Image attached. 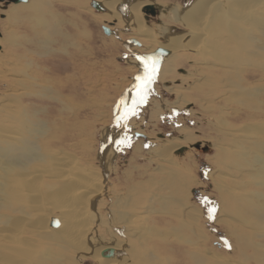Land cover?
<instances>
[{
    "label": "rangeland",
    "instance_id": "374dc122",
    "mask_svg": "<svg viewBox=\"0 0 264 264\" xmlns=\"http://www.w3.org/2000/svg\"><path fill=\"white\" fill-rule=\"evenodd\" d=\"M161 1L159 2L165 9L162 15L168 13L172 18L173 7L186 6L192 0ZM20 2H16L18 5L15 6L12 2L0 1V145L5 146L9 138L19 145L26 140L42 149L45 155L50 152L57 153L59 150L66 157L71 156L72 161H75L74 164L100 171L104 186L95 195L93 208L90 205L86 213L91 229L85 235L84 244L92 243L91 246H99L105 241H117L115 243H118L120 248L115 252L118 253L119 258L124 259L122 264H233V262L257 264L254 256H257L258 252L261 253L259 263L263 264L264 234L258 236L255 230L245 226V231L242 229L241 232L250 235L246 236L245 247L239 244L233 247L229 231L235 228L232 226L233 222L240 224V221H236L238 218H234L236 215L231 218L226 216L225 207L220 210L221 198L216 186L213 185V177L208 174L212 170L215 176L217 174L220 176L221 170L229 172L225 183L230 194H235L240 200H237L238 204L243 203L241 199L244 195L241 193L244 186L238 180L244 178L245 181L248 180L244 188L246 192L252 190L254 194L255 190L260 193L264 191V185L258 183L261 182L260 176L257 178H251L248 174L237 176L239 170L248 173L249 167L246 170L237 168V165L231 162L233 158L227 156L219 162L215 155L218 149H223L234 156L245 152L244 159L256 161L262 156L263 160L264 151L258 145L262 143L261 139H264V70L254 62L241 66L238 74L244 77L245 82L242 83L247 89H241L236 96L234 95L232 101L229 97L220 98V87L218 88L220 83L211 84L214 78L205 84L198 80L193 82L195 76L202 75L194 72L192 76L189 75L188 72L193 66L192 60L185 59L182 62L174 60L172 67L168 68L169 71L163 70L160 73L162 62L165 60V57H162L164 59H160L157 63L155 79L146 92L145 102L137 106L135 115H129L125 120L126 127L122 129V139L127 137L128 143L120 145L119 148L117 146L105 166V162H101L102 159L98 155L100 138L105 134L102 132L113 123L114 107L122 103L123 91L132 83L136 84L134 78L139 69L136 54L138 52L147 54L149 49L142 47L141 40L131 34V22L123 26L121 24L116 26L114 23L105 24L107 21L98 15L102 14L103 10L90 5V0L87 3L83 0V6L71 0H42L41 4L45 6L44 10L37 13L41 17L39 19L33 10L22 9ZM46 6H49V9L46 10ZM153 8L155 11L153 14L145 11L143 13L148 24L159 28L163 21L169 26H175L177 31L184 30L180 24H173V21L169 23L165 16V18L161 17L159 8ZM11 36L16 38L13 39L15 41ZM160 52L162 51H158ZM234 52H237L238 59L247 54L242 48H236ZM160 56L164 55L161 53ZM178 62L180 65L176 66ZM246 72H253V77L243 76ZM260 76H263V79L257 81ZM193 83L196 85L193 86ZM255 84L256 88H254ZM176 87L180 89L179 94L173 90ZM177 96L188 98V101L174 104L173 101ZM128 97L133 98V94ZM128 102L131 103V99ZM217 105H222L223 109L226 108L225 105L228 106L226 108L228 114H224L228 125L239 126L243 124L242 122H250L254 125L262 123L261 133L255 130L249 131L248 135L247 132L240 134L230 131L221 134L216 129L218 111H220ZM251 107L260 110V113H251L250 110L253 109ZM30 123H36L34 127L41 131L34 130L33 126L30 127ZM184 134L188 136L184 137ZM163 139L180 142L181 146L178 149L200 140H207L210 145L200 142L198 148L188 146L181 152L176 149L171 156L174 157L175 163L170 164L152 158L149 154L150 147L162 143ZM203 147L207 148L203 149ZM258 162L252 165V169L259 166L261 162ZM43 164L39 161L38 167L42 170ZM37 176L38 178L41 176L40 179L37 178V184L40 183L42 189L40 192L44 196L55 197L58 190L56 187L60 189L62 185L48 189L46 182L52 181L50 176L43 174V171ZM179 177H182L181 180ZM3 179L7 181L6 177ZM181 181L186 182L181 204L169 203L168 207H164L166 209L161 210L159 200L164 195L169 196V193L177 196ZM253 182H257L256 185ZM168 185L171 187L167 188ZM64 195L65 193L61 197L67 198ZM184 195L186 196L183 197ZM116 199V203H126L117 208V211L119 210L117 215L111 210L112 203ZM257 199L264 201L262 197ZM19 204L22 207L25 205L18 203V206ZM25 207V210L29 209L28 206ZM210 207L216 209L212 219L208 217ZM5 210L0 209V214L9 209ZM15 211L16 209L10 210V213L14 214ZM0 218H3L2 215ZM27 229L24 230L27 233L23 232L22 236L30 245L25 243L19 246L15 241H9L10 249L7 248V251L5 248L8 246L2 247L0 240L2 247L0 264L23 262V264H99L88 253L71 248L69 241L67 244L65 242L64 247L50 243L49 240L45 243L46 238L43 240L41 237H36L37 234L33 231L28 232ZM75 231L76 227L68 232V236L75 235ZM234 238L238 239L236 235ZM225 241L229 247L225 246ZM251 241L260 243L258 247L256 246L257 251L251 246ZM35 246H40V251L36 252ZM18 248L20 249L17 250ZM33 249L35 251L32 252ZM253 252H256L254 256H252ZM196 257L197 259L200 257L201 261L194 263ZM108 260L110 261L111 257ZM117 262L115 264H118Z\"/></svg>",
    "mask_w": 264,
    "mask_h": 264
},
{
    "label": "bare ground",
    "instance_id": "6f19581e",
    "mask_svg": "<svg viewBox=\"0 0 264 264\" xmlns=\"http://www.w3.org/2000/svg\"><path fill=\"white\" fill-rule=\"evenodd\" d=\"M71 1L76 4L80 3L82 4V6L84 4L82 2L83 0H71ZM84 1L85 3H87L89 0H84ZM98 1H100L104 7L103 11H101L102 14H98V15L101 16V18H104L103 20H106L107 22H109V23L106 22L105 24L111 25V23H114L116 24V26H119L120 24L123 26V24L131 22L130 23L131 25L129 24L131 34L141 40L143 44L142 47L152 50L151 52L148 50L146 52L147 54L145 55V57H148V56L153 57L156 63H158L160 59L163 60L164 58L162 59V57H165V60H163L164 62L160 61V63L161 62L163 63V65L161 63L163 67L160 70V73L163 70L169 71L168 68L172 67L174 60H177V61L180 60L181 62L184 61L185 59L192 60L193 66H192V69L188 72L189 75L192 76L193 75L192 72L201 73L202 75V76H198V75L195 76L196 78L193 79V82H196V80H198V81H202L205 84L210 79L212 78L215 79V77H218V79H215V80L213 79L211 84L213 83L217 84L218 82L220 83V85H218V88L220 87L219 88L220 98L221 96L223 97V99L229 97V99L233 101L234 95L236 96L237 93L241 89L242 90L247 89V87L243 86V83H242V82H245L244 77L238 74L240 72L238 69L241 66L249 65L251 62H254L255 64H257L260 68L264 70V58H263V54H264V0H192L186 6H183L180 8L173 7L171 10L173 12V15H172V18L174 17L173 19L168 15V13L166 15L164 14L162 15V11L165 9L163 8V5L161 6L159 2L161 0H155V1L153 0H98ZM11 2L15 6L18 5L16 2H13V1ZM41 3H42V0H26V2L25 1L20 2L19 5L21 6L22 9L23 8L31 9L37 14V13H40V11L45 6V5L43 6ZM145 5H151L152 7H156L157 9L159 8L160 9L159 15L161 17L165 16L167 18L166 20H168L169 23L173 21V24H180L182 28H184V30L179 28L180 30L177 31L176 30L177 28L175 26L173 27L169 26L167 22H163V21H161L162 25L160 23L161 26L159 28H156L155 25L152 26L151 24H148V22L145 21L146 16L143 14L145 13L143 10V7ZM46 7H45L46 10L49 9L48 8L49 6L47 8ZM9 13L11 16L10 9H9ZM26 13L27 12H25V14ZM7 16L9 17V14H7ZM37 18L39 19L41 17L38 16L37 14ZM172 28L173 30L171 31ZM13 39H16V38L13 37L12 40ZM236 48H240V49L242 48L243 50L246 51L247 54L244 55L243 58H240V59L236 58L237 52H234ZM158 51H162V52L158 53ZM161 53L164 56H160ZM136 55H137L136 57H138V54ZM18 56H20V54ZM16 63H14V65ZM179 63L180 62H178L175 65L178 66L180 65ZM16 66H13V68ZM22 66L24 67L25 65H22ZM137 66L139 68L137 75L143 74V68L141 66L140 61ZM243 74H245L243 76L251 75L252 77L254 75L253 72L252 73L246 72ZM262 77L260 76L257 81H261L263 79ZM23 78H25V75ZM135 82H136V79H135ZM192 85L194 86L196 84L193 83ZM248 87L250 88L249 85ZM254 88H256V84ZM173 90L174 91L176 90V93L179 94V90H180L179 87L173 88ZM217 92L218 90L216 91V93ZM123 94H124L123 98L121 96L122 103L121 105L119 104L121 110H123L125 107H128L132 104V103L130 104V102L128 101L129 99H131V102H133V98L132 97L127 98V96H130L133 94V97H134L135 95L134 84L132 83L131 85H129V87L127 86V88L123 91ZM210 94L208 93V95ZM206 97H207V94H206ZM203 98L204 96L202 97V99ZM186 101H188V98L184 99L183 96L181 98L180 96H177V98H175L173 103L183 104ZM226 102L228 104L230 103L228 100ZM225 107L228 108V106L226 105ZM226 108L223 109L222 105H217V109L220 111L216 110L219 112L218 113L219 117L215 116L218 118L216 129L219 130L221 134H224L226 131L228 132L230 131L233 133L236 132L240 134L247 132V135H248L249 131L253 132L255 130H258L256 132L261 133L262 123H257L256 125H254L252 123L250 124V122H246V123L242 122L243 124L241 125L237 124L239 126L228 125L226 122L227 117L224 116V114L226 115L228 114L227 113L228 109ZM250 111L253 114H256L258 112L260 113V110L259 111L254 110V108ZM36 125H37L36 123H32L30 127L33 126L32 128L34 130H40L34 127ZM114 131L115 130H110L109 127L108 128L106 127V130L104 129L102 132V133L105 132V134L102 135L103 144L101 146L103 147V150L100 153L98 152V155H100L102 159L101 162H105V166L106 164H108L107 161H109L108 160L109 156L113 154V142L116 140V134ZM184 135H185L184 137L188 136V134H184ZM102 138H100V140ZM261 140H262L261 141L262 143L258 146L262 151H264V139H261ZM6 141L7 142H5L6 143L5 146L3 144L0 145V170H1L0 172V197H1L0 209H2L3 211L4 209L6 210L9 209L8 211L5 210L6 212L0 214L3 217V218H0V221L2 223V225L0 223V240L2 241V247H4L5 245V246H8L5 249L7 248L10 249V246L8 245L9 241L10 242L15 241L16 244L17 243L19 244V246L20 244L27 243L28 241L24 236H22V233L26 231V228H28L29 229V230L27 229L28 232L31 231L32 233L33 231L34 234L38 235V236L36 235V237H41L43 238V240H45L46 238L47 240L44 241L45 243L50 241V243H53V244L57 243L64 247L69 241L68 243L71 248L73 247L75 251L81 250L83 253H88L99 264H115L116 261H118L117 262L118 264H122V262H124L123 261L124 259L119 258L118 253L115 252L116 250L120 248L118 247L120 245L118 243H115L117 241L115 242H113L114 240L110 241L112 242V244L106 241L104 244L103 243L101 244L99 242L100 243L99 246L98 245L91 246L92 243L90 245L89 243L84 244L85 235L89 233L91 229V223L88 220V216H87L88 214L86 215V213L89 209V206L92 205V200H93L92 198L95 197V195H97V193L101 189H103L102 187L104 186L103 176L100 173V171L95 170V168L91 169L85 165L82 166V165L74 164L75 161L74 160L72 161L71 156L66 157L63 154V152L59 150L57 151V153L50 152L45 155L42 149H40L39 147H37L31 142L29 143L26 140L22 141L20 145L16 141L15 142L11 141L10 138L9 140H6ZM205 141L207 140L201 141V143H204ZM190 144L191 143L183 147H186V148L188 146L190 147ZM154 146L155 147L151 146L150 147L151 150L149 151V154L152 158L173 164L175 163V159L174 157L171 158V156L173 155L175 150L181 146V143L163 139L162 143L160 142ZM241 148L245 149L244 147H241ZM215 155H216V159L219 162L223 161L224 156H227V157L233 158L231 162L235 166L237 165V168L241 167L242 169L244 168L246 170V168L249 167L248 173L243 172L244 170L238 169L239 173L238 175L237 174L236 175L242 176L244 174L246 175L248 174L249 177L251 178H257L260 176L261 178L259 179L261 182H258V181L257 182L259 184L261 183L264 185V158L262 160L261 158L262 156H260V158H257L256 161L249 160V159H244L245 152H240L236 156H234L232 155V153L224 151L223 149H218ZM44 156L45 157L48 156V157L45 158ZM39 161H42L44 163L42 165L44 166L42 167L43 170L40 167H38L40 166ZM258 161L261 163H259ZM255 162H258L259 166L258 167L256 166L254 169H252L253 168L252 165L255 164ZM251 169L252 171L250 172ZM42 171H43V174L45 173L47 174V176H50L51 178L50 180H52V181H48L47 179L48 182H46V184L48 185L47 187L48 189L54 186H57L59 184L60 186L62 185L60 189L59 187H56L58 188V190H56V193H57L55 195L56 198L44 196V194L40 192L42 189L39 186L40 183L37 184V180L40 179L42 175L39 178L37 175L40 174ZM213 172L214 170H212L208 175L211 178L213 177L214 179L213 185L216 186L215 188H217L219 197L221 198L220 199V210H222L225 207L226 216H230L231 218V216L236 215L234 216V218L236 219V217H238L236 221L237 222L240 221V224L233 222L232 226H234L235 228L229 231L230 233L229 235L232 237V240H233V244H234L233 247H236L238 244L239 246L246 245L245 243L247 240L246 236H250V235H248L249 233L245 235L244 232H241L242 229L245 231V226L247 228H251V230L253 231L255 230L258 236L261 234H264V233H260L261 231L264 232L263 231L264 230V201L262 202L257 199L258 197L264 198V191L263 192L261 191L262 193H260L259 191L255 190L254 194H252L251 192L252 190L246 192L244 188L246 187L247 185L246 182H248V180L245 181V178L243 177L244 180L241 179L238 181L244 186L242 187L241 185V187L243 188L242 191L246 193L241 192L242 194H244V195L240 194L242 195L241 200L243 201V203L240 202L238 204L237 200L239 199H237V196H235V194H232V195L230 194V191H228L226 183H225V178L229 172H225V170H221V172L219 171L220 176L218 174L217 176H215ZM2 176L3 178L6 177L7 181H4ZM181 178L179 180H181ZM257 182L255 183L253 182V183L256 185ZM185 183H186L185 181H181L180 187L179 189H177L178 190L177 196L174 195L173 193L172 194L169 193V196L162 195L163 197L159 200L160 202L159 205L161 207V210L166 209L164 207L166 206L168 207L169 203L174 202L176 204H179V203L181 204V198H182L183 192L185 191V186H186ZM169 187H171V185L167 186V188ZM63 193H65L67 198L63 199L61 197ZM255 195L257 196V198H255ZM185 196L186 195H184L183 197ZM71 201L73 203H71ZM116 202H117V199L112 203L113 207H111V210H113V213H115V215L119 214V210L117 211V208L120 206H124V204H126L125 202L124 204L123 203L119 204ZM18 203H23L22 205L24 204L25 205L24 207H22L20 204H19L20 206H18ZM71 204H74V205H71ZM25 206H28L27 209L28 208L29 209L25 210L26 208ZM14 209H16L14 214L10 213V210H14ZM49 210H54V211H49ZM171 212L174 213L173 211ZM126 216H129V215H126ZM52 217H56L59 220L58 226H53L50 224V219ZM116 220H117V216H116ZM74 227H76V231L74 232L75 235L72 234L71 236H68V232L71 230L73 231ZM26 233L27 232H25V234ZM28 235H25V236L28 237ZM234 235H236L238 239H235ZM31 241L33 240L31 239ZM15 242H14V246L16 245ZM247 244H249V242ZM258 244L260 243L252 242L251 244L253 249L255 248V251H257L256 246ZM28 245H30V243ZM40 246L39 247L35 246L36 252L40 251L41 249ZM107 247L111 248L112 253L108 256H104L101 254V251L102 249L107 248ZM20 248H18L17 250H19ZM35 250L33 249L32 252ZM262 251H264V249ZM240 253H242L241 250H240ZM255 253L253 252L252 256H254ZM260 254L261 253L258 252L257 256H254L257 259V262H256L257 264L261 263V262L259 263V260H261L259 257ZM110 257H111V260L109 261L108 258ZM14 259H16V257ZM14 259L12 260V262L14 261ZM6 261L9 262L8 260ZM196 261L197 262L201 261L200 257H198V259L197 257L194 258V263ZM17 262H18V259H17ZM233 264H239V263L233 262Z\"/></svg>",
    "mask_w": 264,
    "mask_h": 264
},
{
    "label": "snow or ice",
    "instance_id": "6c2138e0",
    "mask_svg": "<svg viewBox=\"0 0 264 264\" xmlns=\"http://www.w3.org/2000/svg\"><path fill=\"white\" fill-rule=\"evenodd\" d=\"M140 61L141 66L143 68V74L136 76V84L134 85V92L135 95L133 97V103L131 107H125L121 110L120 106L118 105L117 111L115 113V121L116 124L119 126L120 123L128 118L129 115L136 114V108L139 104H142L146 100V92L155 79L157 73V63L155 59L151 56L148 57H137ZM128 138L125 137L121 140L116 141V144L119 148L122 144H127ZM206 200V198H205ZM216 209L214 207H210L208 209V217L209 219L214 218V213ZM225 246L229 247L227 241H225Z\"/></svg>",
    "mask_w": 264,
    "mask_h": 264
},
{
    "label": "water",
    "instance_id": "95a60500",
    "mask_svg": "<svg viewBox=\"0 0 264 264\" xmlns=\"http://www.w3.org/2000/svg\"><path fill=\"white\" fill-rule=\"evenodd\" d=\"M0 1H4V3H9V2H11V1H13V2H20V1H26V0H0ZM90 4L93 6V7H95L96 9H98V10H103L104 9V7H103V5H102V3L100 2V1H98V0H90ZM143 10L145 11V12H150V13H154V10H153V7L151 6V5H145L144 7H143ZM138 54V56L139 57H145V55L146 54H144V53H137ZM127 88V87H126ZM147 94V93H146ZM132 103V102H131ZM130 103V104H131ZM129 104V105H130ZM118 105L119 104H116L115 105V110L113 111V115H114V117H115V113H116V111H117V107H118ZM121 105V104H120ZM139 105H141V104H139ZM132 106V104L130 105V106H128V107H131ZM114 121H113V123L112 124H110V125H108L107 126V128L109 127V129L110 130H115L114 132H115V134H116V140L118 141V140H121L122 139V136H123V133H122V129L123 128H125L126 127V124H125V120L124 121H122L121 123H120V125L118 126L117 124H116V121H115V119H113ZM115 136V135H114ZM116 140L113 142V154H114V151H116V149H117V144H116ZM200 142L201 141H195V142H193V143H191L190 144V146H193V147H200ZM205 143H207L208 145H210V142L209 141H205ZM103 144V138L100 140V147H99V149H98V152L100 153L102 150H103V147L101 146ZM186 147H183V148H181V149H178L180 152L183 150V149H185ZM207 147H203V149H206ZM113 154H111L110 156H109V158H108V160L112 157V155ZM107 172V171H106ZM95 198L96 197H93L92 199V208H93V206H94V202H95ZM50 224L51 225H53V226H58L59 225V220L56 218V217H52L51 219H50ZM112 253V250H111V248L110 247H107V248H104V249H102V251H101V254L102 255H104V256H108V255H110Z\"/></svg>",
    "mask_w": 264,
    "mask_h": 264
}]
</instances>
